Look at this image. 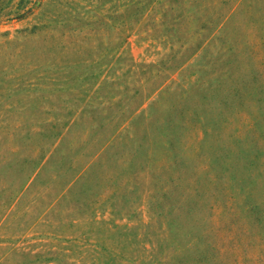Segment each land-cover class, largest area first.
Wrapping results in <instances>:
<instances>
[{"label":"rangeland","instance_id":"374dc122","mask_svg":"<svg viewBox=\"0 0 264 264\" xmlns=\"http://www.w3.org/2000/svg\"><path fill=\"white\" fill-rule=\"evenodd\" d=\"M0 264H264V0H0Z\"/></svg>","mask_w":264,"mask_h":264}]
</instances>
